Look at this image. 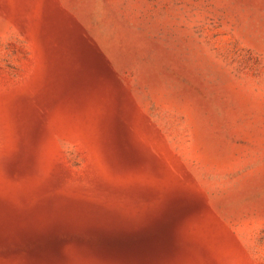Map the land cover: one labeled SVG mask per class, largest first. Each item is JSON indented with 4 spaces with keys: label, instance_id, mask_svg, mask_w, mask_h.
Here are the masks:
<instances>
[{
    "label": "rangeland",
    "instance_id": "rangeland-1",
    "mask_svg": "<svg viewBox=\"0 0 264 264\" xmlns=\"http://www.w3.org/2000/svg\"><path fill=\"white\" fill-rule=\"evenodd\" d=\"M0 264H264V0H0Z\"/></svg>",
    "mask_w": 264,
    "mask_h": 264
}]
</instances>
